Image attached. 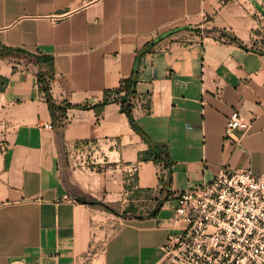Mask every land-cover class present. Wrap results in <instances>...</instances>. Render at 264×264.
Returning a JSON list of instances; mask_svg holds the SVG:
<instances>
[{
	"label": "crops",
	"instance_id": "crops-1",
	"mask_svg": "<svg viewBox=\"0 0 264 264\" xmlns=\"http://www.w3.org/2000/svg\"><path fill=\"white\" fill-rule=\"evenodd\" d=\"M3 48L53 58L62 109L99 105L136 70L134 119L167 146L172 183L150 217L163 165L139 160L149 144L121 106L55 117L48 68L0 54V264H161L176 195L222 169L264 175V0H0ZM234 110L253 120L240 147L225 138ZM84 142L105 167H69L66 147ZM126 185L151 193L125 205Z\"/></svg>",
	"mask_w": 264,
	"mask_h": 264
},
{
	"label": "built area",
	"instance_id": "built-area-1",
	"mask_svg": "<svg viewBox=\"0 0 264 264\" xmlns=\"http://www.w3.org/2000/svg\"><path fill=\"white\" fill-rule=\"evenodd\" d=\"M252 125V119L234 110L225 138L240 147ZM66 151L75 169L107 165L96 143L69 145ZM136 171L133 166L129 172L134 177ZM159 174L167 176L164 168ZM174 199L173 229L163 246L161 264H264V175L222 169L211 182L195 185Z\"/></svg>",
	"mask_w": 264,
	"mask_h": 264
},
{
	"label": "trees",
	"instance_id": "trees-1",
	"mask_svg": "<svg viewBox=\"0 0 264 264\" xmlns=\"http://www.w3.org/2000/svg\"><path fill=\"white\" fill-rule=\"evenodd\" d=\"M0 54L5 57L21 56L25 60L29 62H33L41 66V68L42 67L48 68V71L41 70L39 72L38 83H39L41 90L44 92L47 103L49 104L50 110L53 116L55 117L58 112L65 114L67 109H72V108H78V109H84V110L95 108L97 110H101L111 102L118 103L121 106V111L127 115L133 130L137 134L142 136V138L149 144V149L144 154L140 155L139 160L141 162H154L156 164L163 165V168L167 172L166 177H163V176L160 177L161 189L156 199L157 206L150 215V217L152 218L156 217L158 213L160 212L163 203L171 197L170 193H167L165 195V191L168 188H170L171 183H172V162L170 160L169 151H168L167 146L148 142L146 136L144 135V133L142 132L140 127L137 125L134 119L133 110L135 108V102L137 101L139 97L137 93V85L139 83L138 72L134 70L133 75L129 79L124 80L117 90L106 92L103 102L100 103L99 105H96L94 107H75L69 104L65 106V109H62L54 102L52 95H51V88H50L51 82L50 81L54 77L52 57L41 55V54L32 55L20 49H9V48H3ZM132 189H133V185H126L127 191H131ZM142 193H151V192L150 191L143 192V191H140L139 189H135L133 191V197L136 199ZM78 201L80 203L91 205V206H99L114 214H118L109 205L103 202H100L96 199H85V200L80 199ZM130 208L131 210L128 211ZM129 209L125 210L122 213L123 217H128V213L135 214V211L133 210L132 207H129ZM136 218H140V217L137 216Z\"/></svg>",
	"mask_w": 264,
	"mask_h": 264
},
{
	"label": "rangeland",
	"instance_id": "rangeland-1",
	"mask_svg": "<svg viewBox=\"0 0 264 264\" xmlns=\"http://www.w3.org/2000/svg\"><path fill=\"white\" fill-rule=\"evenodd\" d=\"M66 157H67V161H68V165H69V167L70 168H74L75 169V167H74V163H73V160H71L70 158H69V156H68V153H67V151H66ZM92 169H94V167L92 166L91 167ZM97 170H100V168H98ZM125 200V205H127V203H128V201L130 200V198H128V197H125V198H123V201ZM127 200V201H126ZM113 209V208H112ZM110 212V211H109ZM112 213V212H111ZM114 214V213H113Z\"/></svg>",
	"mask_w": 264,
	"mask_h": 264
}]
</instances>
